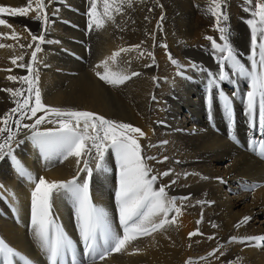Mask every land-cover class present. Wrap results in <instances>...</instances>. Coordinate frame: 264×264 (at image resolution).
<instances>
[{"label":"bare ground","instance_id":"bare-ground-1","mask_svg":"<svg viewBox=\"0 0 264 264\" xmlns=\"http://www.w3.org/2000/svg\"><path fill=\"white\" fill-rule=\"evenodd\" d=\"M27 3L28 0H0V6L8 7H24ZM254 3L255 0L253 10ZM223 4L229 17L225 23L230 29V43L238 59L250 69V29L244 21L252 17L243 11L246 7L244 0H223ZM209 6L210 0H136V39L130 41H135V44L145 41L142 48L154 54L155 63L146 55L138 58L137 52L122 53L118 58L120 63L113 66V70L127 68L129 73H140L122 85H107L96 75V72H103V68H96L97 64L129 43L122 41L109 27L100 32V43L93 55L95 64L89 69L79 68L70 74V65L56 66L55 61L52 72L46 73L44 81L41 80L42 87L48 86L44 95L49 104L94 112L140 128L145 133L139 139L143 155L157 159L168 157L163 164L148 161L152 174L172 170L170 176L158 179L154 187L177 180L175 185L166 189L168 196L176 197L177 205L181 206L182 214L176 223L133 241L123 251L112 253L103 261L97 260L96 264H185L189 259L195 264H264V242L259 247L254 246V242L229 243L232 236H264V158L254 150L259 141L264 140V135L258 130V105L253 120L255 126L250 124L245 112V96L249 91L246 79L234 77V83L221 85L224 94L233 99L231 122L225 118L218 101L211 107L208 105L207 75L200 69L216 72L218 64L211 43L205 37L211 36L222 43L214 28V18L207 12ZM161 15L164 17L162 27L157 28ZM34 16V12L16 17L0 14V18L12 25L11 28L1 26L0 34L10 35L15 31L23 41L28 40L30 36L28 32H22L21 26L35 30L38 23ZM146 33H155V41ZM9 42V38L0 36V43L15 46ZM161 44H166L167 49ZM63 48L67 46L62 47V52ZM57 49L59 47L54 50ZM166 53L184 66L183 69L174 66ZM12 54L8 47L0 48V69H10ZM256 59L259 60L258 50ZM125 60H130V63L124 64ZM150 64L151 67L146 66ZM191 64H195L196 69H192ZM181 70L184 71L182 77L177 75ZM9 74V71H0L1 84L8 83L6 77ZM213 95H216V90H213ZM11 108V102L0 105V118ZM252 141L256 144L250 148ZM13 149L15 152L20 149V153L14 155L37 180L44 177L48 181H65L77 173L75 157L63 162L59 158L45 160L31 139H25L21 146ZM105 165L108 172H97L95 161L90 159V166L94 169L90 195L94 205L107 211L111 227L122 235L115 201L118 166L111 150L106 153ZM84 175L81 173V177ZM0 185H3L0 189L3 193L0 196V238L30 259L32 264H48L30 226L34 184L12 171L7 175L0 173ZM6 190L15 193V201H11ZM184 196L190 199H179ZM198 200L211 203L197 204ZM53 209L56 223L76 245L78 259L82 264H92L91 258L84 256L72 202L54 194ZM201 213L203 222L197 225ZM246 216L250 219L239 228L235 227ZM213 224L216 227H212ZM197 228L203 235L189 239L188 234ZM209 236L214 239L209 240ZM220 245L223 247L215 256H208ZM69 262L70 256L66 264ZM0 264H3L2 258ZM13 264H19L16 258H13Z\"/></svg>","mask_w":264,"mask_h":264},{"label":"snow or ice","instance_id":"snow-or-ice-1","mask_svg":"<svg viewBox=\"0 0 264 264\" xmlns=\"http://www.w3.org/2000/svg\"><path fill=\"white\" fill-rule=\"evenodd\" d=\"M51 2L52 0H48L47 3L45 0H28L27 6L24 7L0 6V14H8L12 17L27 16L29 12H34V19L41 20L44 25L40 35H36L25 28L32 42L26 47L32 49L33 43L35 44L31 51V59L26 64L17 63V61H24V54L11 59L14 66L26 68L28 74L19 77L15 75L6 77L9 81H19L21 84H26L27 89L22 87L0 89V91H6L12 97L17 98L13 101L15 107L0 118V124H3V127H0V160L8 157L12 161L17 176L30 184H34V188L31 190L30 226L41 251L47 257L48 264H66L69 256V264H82L77 257L76 245L73 240L56 223L53 209L54 194L57 198L68 199L72 202L79 237L84 246V256L85 258L90 257L92 264H96L97 260L103 261L112 253L123 251L133 241L141 237L151 236L153 233L165 229L166 226L176 223L182 214L181 206L177 205L176 197L168 196L166 189L175 185L177 180L173 179L169 184L154 187L158 179L170 176L172 170L168 169L152 174V168L148 161L155 160L156 163L163 164L168 157L157 159L155 156L145 157L143 155V148L139 139L143 138L145 133L140 128L129 123L105 118L94 112L51 107L42 102L41 91L38 87L39 72L34 65L42 62L38 58V53L42 51L41 45L54 43L51 40L46 41L44 34L50 24L47 7L48 3ZM135 2L136 0H90L87 13L89 31L104 28L106 20L115 24V16L123 14L125 8H132ZM244 3L246 7L243 8V11L250 13L252 17L244 21L250 29V69L238 59L237 53L230 43V29L225 23L229 17L224 10L223 0H210L207 12L214 18V28L219 33V40L222 43H218L211 36L205 37L211 43L218 70L212 72L208 69H200V71L207 75L209 107L218 101L222 106L225 118L229 122L233 118V99L224 94L221 85L225 82L234 83L235 81L232 79L234 77L246 79L249 91L245 96V112L250 124L255 126L253 120L258 105V130L264 135V0H255L254 10L252 8L253 0H244ZM101 4L102 12L99 10ZM148 11L151 12L152 9L149 8ZM163 19L164 17L161 15L160 20L157 21V28L162 27L161 21ZM145 20H148L147 16H145ZM0 26L12 27L2 18H0ZM146 34L155 41V33ZM0 36L13 40L19 39L15 31H12L10 35L0 34ZM55 43L59 42L55 41ZM144 43L145 41H141L139 44L121 47L97 64L96 68H103L102 73L96 72L99 80L115 87L140 75L136 71L129 73L127 68L113 70V66L120 63L118 58L121 57L122 53L137 52L138 58L146 55L152 58L154 64V54L142 48ZM160 46L167 49L166 44ZM5 47H11V45L0 43V48ZM20 47L25 48V45L21 44ZM257 50L258 61L256 59ZM166 54L174 66L183 69L184 66L180 65L170 53ZM123 63L129 64L130 60H125ZM146 66L151 67L152 65ZM190 67L196 69L197 66L191 64ZM5 70L12 71V69H0V71ZM177 75L184 76V71H178ZM213 90H216L215 96ZM38 113L42 114L38 115ZM14 114H18L15 119H13ZM10 120L15 125V130L9 124ZM25 120L33 122L23 123ZM42 124H51L55 127L39 131V126ZM20 129L31 130V136L27 138L31 139L34 146L39 148L45 160L51 161L59 158L63 162L69 157H75L78 169L76 175L65 181H48L44 177L37 180L33 177L14 155V142L16 145L24 143L23 140L17 139ZM5 133L6 135H3ZM162 143L166 144L167 141ZM254 144L256 141L250 143V148ZM109 150L114 154L118 166L115 201L122 235L111 227L107 211L94 205L90 195V180L94 171L93 167L90 166V159L95 161L97 172L106 173L109 169L105 165V156ZM254 150L257 155L264 158V140L259 141ZM81 173L85 175L81 177ZM184 176L187 178L188 174L185 173ZM202 178L207 179L206 177ZM0 189H3V185H0ZM6 191L11 201H15V193L11 190ZM2 195L3 193H0V196ZM179 199L187 201L190 197L184 196ZM205 203L211 202L197 201V204ZM170 213H174V215H170ZM249 219L250 217H244L235 227L239 228ZM202 222L203 213H201V219L197 220L196 224L200 225ZM212 227H216V225L213 224ZM197 235H203L199 228L190 232L188 237L191 239ZM208 239L212 240L214 237L209 236ZM253 242L254 246L259 247L261 242H264V236L243 238L232 236L229 239V243L253 244ZM220 247L223 245L209 252L208 256H215L220 251ZM0 258H2L3 264H13V258H16L19 264H32L30 259L9 246L2 238H0ZM185 264H195V262L189 259Z\"/></svg>","mask_w":264,"mask_h":264},{"label":"rangeland","instance_id":"rangeland-1","mask_svg":"<svg viewBox=\"0 0 264 264\" xmlns=\"http://www.w3.org/2000/svg\"><path fill=\"white\" fill-rule=\"evenodd\" d=\"M45 2L47 3L48 0H45ZM51 3H48V7H47V13H48L50 24L47 26V30L44 33L46 34L45 35L46 41L51 40V41H54V43H51V44L44 43L43 45H41L42 51L38 53V58L40 61H42L41 63H37L36 65H34V67H36L39 72L38 87L40 88V91H41L42 102L46 104L47 106L73 110L74 108H71L69 106L63 107L62 105L59 107L57 105L55 106L54 104H49L44 95L45 94L44 92L47 91L48 86L46 85L42 87L41 80L44 81V78H45L44 75L46 73L50 74V72H52V69L54 67L53 63H55V61H56V66L62 65V64H64V66L70 65V69L72 68L71 67L72 64L77 62L76 64H74L73 69L71 70L69 69L70 74L71 73L74 74L76 70L79 68L87 70L89 69L90 65H94L95 64V57H93L94 49L100 43V39H99L100 32L107 27L112 28V30L114 31V34H117L122 39V41L129 42V43L124 44L123 47L131 46V44L135 45V41H130V39L131 40L136 39L135 38L136 33H135V21H134V5L132 8H125V11L123 14L116 15L115 24H113L111 21L106 20L104 28L99 29V30L89 31L88 29L89 17L87 13L90 7V0H52ZM99 10L102 12V4L99 6ZM59 15L61 18L58 17ZM60 21L62 22V24ZM37 23L38 25L35 30L34 29L33 30L29 29V30L34 34L36 33V35L37 34L40 35L41 29L42 30L44 29V25L41 20H37ZM21 28H22L23 33L27 32L25 31L26 27L21 26ZM0 30H1V26H0ZM18 37H19L18 40L9 39L10 41L9 43H15V46L8 47V50L13 52V54L11 55L12 58L15 56L24 54V61L22 62L17 61V63L26 64L31 59V51L34 49L35 44L33 43V48L29 49L26 46L27 44L32 43L30 41L31 37H29L28 40H24V41L22 40L21 36H18ZM25 41H26V44H25ZM55 41H58L59 43H55ZM21 44L25 45V48H21L20 47ZM63 46L65 47L67 46L66 49L63 48L64 52H62ZM58 47L59 49L54 50ZM61 54L65 58L61 59L63 57ZM57 55H59L60 57H58ZM77 57H80V58H77ZM10 69H12V71L10 72L9 75H15L19 77V76L28 74L26 68L25 69L19 68L17 66H14L12 63H10ZM17 87H22L24 89H27V85L21 84L19 81L13 82V81L8 80V83H2V84L0 83V89H9V88L15 89ZM15 99L16 98L12 97L10 93L6 91H0V105L7 103V102H11V107L13 108L15 107V103L13 102ZM17 117H18L17 114L13 115V119ZM32 122L33 121H30V120L23 121V123H32ZM9 124L15 130V125L12 124L11 120L9 121ZM54 126L55 125H51V124H42L39 126L38 130L45 131V130L54 128ZM3 135H6V133ZM30 136H31V130L20 129L19 136L17 137V139L24 141L25 139L27 140L28 139L27 137H30ZM22 144L16 145L14 142L13 147H19ZM19 153H20V149H17L16 152L14 151L15 155ZM12 171H14V169H13L12 161L10 159L0 160V173H4L7 175Z\"/></svg>","mask_w":264,"mask_h":264}]
</instances>
